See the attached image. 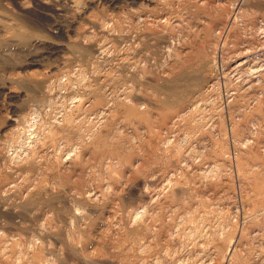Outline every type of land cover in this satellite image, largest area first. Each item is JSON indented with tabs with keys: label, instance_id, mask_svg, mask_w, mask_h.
Segmentation results:
<instances>
[{
	"label": "rangeland",
	"instance_id": "obj_1",
	"mask_svg": "<svg viewBox=\"0 0 264 264\" xmlns=\"http://www.w3.org/2000/svg\"><path fill=\"white\" fill-rule=\"evenodd\" d=\"M263 53L264 0H0V264H264Z\"/></svg>",
	"mask_w": 264,
	"mask_h": 264
},
{
	"label": "bare ground",
	"instance_id": "obj_2",
	"mask_svg": "<svg viewBox=\"0 0 264 264\" xmlns=\"http://www.w3.org/2000/svg\"><path fill=\"white\" fill-rule=\"evenodd\" d=\"M263 54H264V53H263ZM243 61H244V60H243ZM243 61H242V62H243ZM260 64H261V63H260ZM237 65H238V64H237ZM257 65H258V64H257ZM261 65H262V64H261ZM252 66H253V64H252ZM259 66H260V65H259ZM250 67H251V66H250ZM251 70H253V69H251Z\"/></svg>",
	"mask_w": 264,
	"mask_h": 264
}]
</instances>
